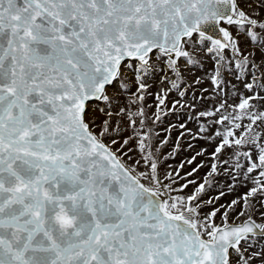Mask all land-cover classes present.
<instances>
[{
  "label": "snow or ice",
  "instance_id": "1",
  "mask_svg": "<svg viewBox=\"0 0 264 264\" xmlns=\"http://www.w3.org/2000/svg\"><path fill=\"white\" fill-rule=\"evenodd\" d=\"M0 264H264V0H0Z\"/></svg>",
  "mask_w": 264,
  "mask_h": 264
},
{
  "label": "rangeland",
  "instance_id": "2",
  "mask_svg": "<svg viewBox=\"0 0 264 264\" xmlns=\"http://www.w3.org/2000/svg\"><path fill=\"white\" fill-rule=\"evenodd\" d=\"M178 162V161H177Z\"/></svg>",
  "mask_w": 264,
  "mask_h": 264
}]
</instances>
